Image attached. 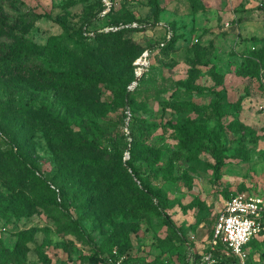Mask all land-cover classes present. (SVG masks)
<instances>
[{"label": "rangeland", "instance_id": "obj_1", "mask_svg": "<svg viewBox=\"0 0 264 264\" xmlns=\"http://www.w3.org/2000/svg\"><path fill=\"white\" fill-rule=\"evenodd\" d=\"M151 1L111 0L110 11L86 25L93 35L113 32L97 39L76 33L96 10L95 0H0V16L9 20L0 25V60L13 51L68 74L0 73V264H183L187 247L192 262L209 248L227 196L264 197V0H158V22H137L150 17ZM134 23L147 28L124 29ZM166 24L174 43L154 50L131 105L134 117L150 125L134 146L142 157L131 165H141L151 192L165 193L161 207L107 140L72 144L78 124L85 131L90 119H118L123 106L106 74L129 71ZM188 75L222 91L233 115L224 125L227 138L239 142L229 144L216 184L212 159L198 153L206 142L181 144L170 136L169 121L182 117L217 131L203 110L187 105L213 100L210 93L186 94L178 81ZM147 150L154 159H144ZM181 150L195 158L174 162L167 171L172 179H164L158 167ZM29 168L58 187V195L35 184ZM251 240L244 264H264V229Z\"/></svg>", "mask_w": 264, "mask_h": 264}, {"label": "trees", "instance_id": "obj_2", "mask_svg": "<svg viewBox=\"0 0 264 264\" xmlns=\"http://www.w3.org/2000/svg\"><path fill=\"white\" fill-rule=\"evenodd\" d=\"M96 2V10L90 13L87 17L84 18V20L80 23L79 26L76 28V33L79 36H95L97 39H101L105 36L111 35L113 32L109 31L107 33H97L94 34L86 27L87 24H89L98 14H100L101 10L103 9L102 1L101 0H95ZM155 8L152 11L150 17H148L145 20L142 19H135L137 22L142 23L144 22H150L151 25H154L158 22V16L160 12V5L158 3V0H152L151 1ZM30 17H39L38 14L32 13L28 15ZM132 17L135 18V15L132 14ZM9 20L5 17L0 16V25H4ZM145 26H133L124 28L125 30L129 31H143L147 27ZM75 28V27H72ZM170 30L171 37L167 40L166 34ZM175 35L174 31L172 30V27L170 25L166 24L164 27V33L163 36L159 41H157L152 46H147L145 48H151V49H165L171 46L174 43ZM160 43H164L163 46H160ZM143 48V49H145ZM142 49V50H143ZM141 50V51H142ZM141 51L135 55L133 60L141 53ZM2 55V53H1ZM133 60L131 62V67L129 71H126L123 74L120 75H114L107 73L104 80L105 82L109 83V88L115 93V98L121 102L123 109L122 113L119 115L117 120H108V121H97V120H88L87 126L85 127V131L80 129V124L75 129V132L77 134L78 139L73 142L74 147L82 148L84 146H88L92 144L95 140H107V142L110 144V146L115 150V152L119 155V158H121V161L124 165V167L131 173L132 177H136L137 180L140 182V184L143 183L145 193L148 195V198L150 201L153 202L154 199L157 200L159 206H163V199L165 198V193L162 192H151L150 185L143 181V178L140 176L142 172L141 165L134 167L132 162L140 157L142 155H134V146L139 141L140 136L146 134V128H148L150 125L146 124L144 121L136 119L134 117L133 109L131 108V105L133 103L134 96L136 95V90L141 85V82L144 78V76L139 80L137 86L133 90H128L127 86L129 83L134 79V73H133ZM22 68H26L32 72H34L36 75H38L41 78H49L54 79L58 76H67L68 74L59 71L56 69L49 68L42 63L35 62V61H29L27 57L23 54L14 53L13 51H8L3 54V59L0 60V73H7L12 72L15 70H19ZM146 74V73H145ZM144 74V75H145ZM192 75H188L185 79L179 80L178 85L181 86L186 94H206L210 93L213 95V100L210 104L207 105H199L193 102L187 103V105L191 108H194L196 110H203L208 119L214 121V126L216 127L217 131L216 133L213 130L207 131L202 124L199 121H195L188 117H182L180 120L181 123H172L170 122V127L172 129L171 137L178 140L179 143H183L186 140L193 139V138H199L202 140V142H206L204 146H198V153H206L210 156L212 159V163H210V166L212 168V176L213 179L211 180L212 184H216L221 176H222V168L225 166V155L226 150L232 142L238 143L239 141H233L227 138L226 134V128L224 125V119L228 116H233L228 110H226L223 107V99L224 95L222 94V91L210 89L203 87L202 85L194 84L192 81ZM129 112V115L127 114ZM121 125V128L119 127ZM109 136V139H108ZM125 152H128L129 157L124 158ZM16 159L20 160L19 156L15 154ZM195 157H186L184 156L183 151H175L170 156V163L165 166H159L163 172V178L164 179H172L171 174H167V171H172L173 163L177 161H190V159H194ZM144 159L150 160L154 159L153 154L147 150L146 155L144 156ZM22 167L27 168V163L22 162ZM29 176L31 180L35 183L40 185L41 187L50 188L52 192L58 195V193L55 191V189L59 190L58 187L54 186V188L51 187V183L49 185H46V180L39 176L36 171L33 168H29ZM229 199L230 197L227 196ZM166 222L170 225L173 229H179V227L175 224V222L170 219L166 218ZM252 239V238H251ZM250 241L245 245L248 246V244L252 241ZM190 247H187L186 256L183 264H200L201 263V256L198 254H193L194 259L192 262L189 261V252L188 249ZM210 251L208 248L206 252ZM191 253V252H190ZM216 261L214 264H238L237 259L234 256L226 255L224 253H220L219 251L215 252ZM113 262V261H112ZM108 263V262H106ZM119 264H136V263H125V262H119Z\"/></svg>", "mask_w": 264, "mask_h": 264}, {"label": "built area", "instance_id": "obj_3", "mask_svg": "<svg viewBox=\"0 0 264 264\" xmlns=\"http://www.w3.org/2000/svg\"><path fill=\"white\" fill-rule=\"evenodd\" d=\"M101 1L103 9L99 15H104L110 11L112 2L111 0ZM132 26H137V24L134 23ZM170 37L171 32L168 30L167 40ZM163 44L160 43L159 45L163 46ZM153 52L154 49L145 48L133 60L134 79L127 86L128 90H133L147 72ZM127 114L129 115V112ZM128 157V152H125L124 158ZM263 229L264 197H251L245 194L230 196L216 216L209 241L210 251L202 256L200 264H214L216 261L215 252L217 251L234 256L238 264H244L247 257L245 245ZM107 264L119 263L110 261Z\"/></svg>", "mask_w": 264, "mask_h": 264}]
</instances>
